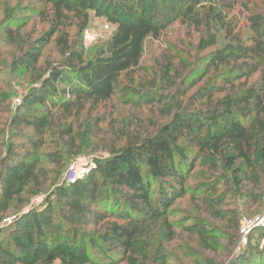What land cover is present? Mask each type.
Instances as JSON below:
<instances>
[{
	"label": "trees",
	"instance_id": "obj_1",
	"mask_svg": "<svg viewBox=\"0 0 264 264\" xmlns=\"http://www.w3.org/2000/svg\"><path fill=\"white\" fill-rule=\"evenodd\" d=\"M100 1L52 0L55 28L44 34L40 44L48 43L64 26L65 12L82 20L83 33L89 28V12L108 17L117 27L91 58L71 43L68 33L57 38L64 56L59 67L50 69L48 76L40 77L23 95L9 131H0V141L1 136H8L5 151H0V213L7 212L23 192L45 190L40 182L44 157L65 164V153H39L47 134L58 133L65 148L74 151L78 138L74 126L60 123L78 115L88 103L96 108L113 99L120 77L140 66L147 40L161 35L160 26L148 16L147 0H117L112 5H119L133 16L130 19L109 14ZM212 3L203 18V0H177L185 22L196 19L203 28L199 49L212 48L201 58L203 69L184 67V76L171 59L149 83L150 89L124 86L120 90L128 104H159L168 121L151 135L112 148L109 156L97 158L74 180L55 183L51 196L1 226L0 264H120L125 260L138 264L136 242L142 225L147 221L167 224L170 207L187 193L186 166L192 170L196 163L191 153L218 156L233 170L237 183H241L240 177H249L248 170H256V143L264 145V0L253 2L244 26H240L242 21L230 19L235 2ZM38 48L26 55L35 63L40 59ZM196 73V81L187 85V79ZM56 109L62 110L58 117ZM16 139L25 140V145L17 148ZM209 203L210 208L215 206L213 201ZM221 203L216 199L217 205ZM213 212L224 216L222 209ZM111 217L127 223L108 221L104 232L88 233L77 227L78 222L96 227ZM187 230L199 234L208 246L203 225ZM114 248H121L122 259L111 253ZM153 248L151 242H145L140 264H148V252ZM161 251L162 244L152 257L154 264H168ZM230 264H264V242L248 244Z\"/></svg>",
	"mask_w": 264,
	"mask_h": 264
},
{
	"label": "rangeland",
	"instance_id": "obj_2",
	"mask_svg": "<svg viewBox=\"0 0 264 264\" xmlns=\"http://www.w3.org/2000/svg\"><path fill=\"white\" fill-rule=\"evenodd\" d=\"M110 1L111 4H108L101 0L100 6L109 14L117 13L124 19L133 18L119 5L118 8L112 6L117 0ZM203 1L206 5L202 8L200 17L206 18V11L213 3L212 0ZM231 1L235 2L236 7L230 19L233 18L235 22L242 21L240 26H244L249 9H254L253 2L260 0ZM147 5L148 16L162 29L159 39L147 40L140 66L120 77L119 88L113 99L96 108L88 103L78 115L70 118L68 122L60 123L61 126H74L78 137L74 151L65 148L58 133L47 134L46 144L39 149V153H65V164L61 166L44 157L40 165L44 169L40 182L45 190L39 194L23 192L16 197L10 209L0 213V227L16 215L28 211L32 205H37L51 196L55 183L69 182V167L73 162L79 161L86 165L81 171L87 172L97 158L109 156L112 148H122L137 136L151 135L168 121L169 118L161 111L159 104L144 101L141 104L126 103L121 88L132 86L150 89L149 83L171 59L177 65L176 69L186 76L184 67L189 70L202 68L201 58L212 48L203 52L199 49L203 28L199 27L198 22H194L196 19L185 22L180 16L177 0H147ZM89 17L87 26L97 36L95 42L85 40L79 27L82 20L73 12H65L61 22L64 26H61L48 43L40 44L39 40L44 34L55 28L56 11L52 0H0V131H9V124L23 95L36 86L41 78L48 76L50 69L59 67L64 58L57 43L59 36L68 33L71 43L83 49L87 58L93 57L109 41L117 26L108 17L99 16L95 12H89ZM107 25L109 28H106ZM9 28L12 29L11 34L8 32ZM35 47H39L37 51L40 52L37 63L26 57L28 50ZM23 59H26L25 63L22 62ZM197 78L198 73L190 76L187 85ZM196 89L197 87L193 88L188 95ZM156 90L162 91L159 88ZM61 112L62 110L56 109V116ZM7 137L1 136L0 151H5L6 146L3 143ZM13 141L17 148L26 143L21 139ZM255 149L256 170H248L249 177L246 179L239 176L241 183H237L233 170L218 156L199 154L197 151L191 153L196 163L192 170L190 166H186L189 173L185 183L187 193L177 198L170 207L167 224L162 226L147 221L142 225L136 242L137 263L144 260L145 242H151L154 246L148 252L151 256L148 264H154L152 257L161 244V252L167 258L168 264H230L248 244L261 245L264 242V145L257 142ZM216 199L223 203L217 205ZM211 201L215 204L212 208L209 205ZM214 208L222 209L224 216L215 215ZM108 221L127 223L126 220L111 217L96 227H85L79 222L77 227L88 233L104 232L109 227ZM192 225L196 229L202 225L205 227L204 235L208 246H205L199 234L187 230ZM110 251L122 259L123 254L119 253L121 248ZM120 264L129 262L125 260Z\"/></svg>",
	"mask_w": 264,
	"mask_h": 264
},
{
	"label": "built area",
	"instance_id": "obj_3",
	"mask_svg": "<svg viewBox=\"0 0 264 264\" xmlns=\"http://www.w3.org/2000/svg\"><path fill=\"white\" fill-rule=\"evenodd\" d=\"M106 28H109V26L107 25ZM84 38L86 41L89 42H95L97 39V36L92 32V30L90 28L85 29L84 31ZM86 165H84L83 163L76 161L73 162L70 167H69V175H70V180L72 181L74 180L76 177L83 175L85 172L81 171V168H84ZM40 202H38L37 204H39ZM9 222L12 221V219L8 220ZM7 221V222H8ZM249 231V230H248Z\"/></svg>",
	"mask_w": 264,
	"mask_h": 264
}]
</instances>
